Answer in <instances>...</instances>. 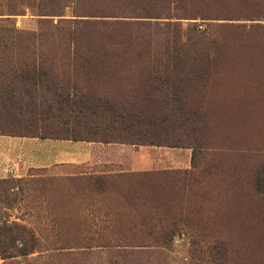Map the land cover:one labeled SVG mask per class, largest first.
I'll use <instances>...</instances> for the list:
<instances>
[{
  "label": "rangeland",
  "instance_id": "rangeland-1",
  "mask_svg": "<svg viewBox=\"0 0 264 264\" xmlns=\"http://www.w3.org/2000/svg\"><path fill=\"white\" fill-rule=\"evenodd\" d=\"M256 1L0 0V136L122 144L103 150L104 165L19 176L6 164L0 264H264V192L252 187L264 170V18L243 17ZM179 46L208 52L197 61L207 75L180 90L183 104L168 103L201 115L187 136L200 147L141 144L154 137L149 90L173 81L153 65ZM40 62L63 118L12 86H27ZM16 226L39 243L31 249Z\"/></svg>",
  "mask_w": 264,
  "mask_h": 264
},
{
  "label": "trees",
  "instance_id": "trees-1",
  "mask_svg": "<svg viewBox=\"0 0 264 264\" xmlns=\"http://www.w3.org/2000/svg\"><path fill=\"white\" fill-rule=\"evenodd\" d=\"M245 2L248 1L251 3L253 0H244ZM253 14H246L243 17L247 19H252L249 17H256V19H263L264 18V0H257L256 1V12H252ZM207 53H205L204 57L198 55H190L187 50H184L183 46H179L177 48V52L173 57V60L166 64H159L153 65L155 69L158 71V78L160 79L161 76L163 79L167 80V75L172 78L171 86L168 84V87L165 86L164 93H161L159 88H156L155 91L149 90V94L152 95L153 99V120L152 124V131L154 137H150L148 140L149 143L141 142V144H152V145H166V146H184V147H192L199 148L200 146L196 143L190 142L189 134L191 133V126L192 123L195 121L192 120L191 117H199L201 115L197 114L195 111L186 110V109H175L171 106H168V103H176L184 101L180 97V90L185 89L186 85L193 80L199 79V77H205L208 71V65L204 64V62H197V61H207ZM191 59V63L189 65L186 64L187 59ZM202 58V60H201ZM41 63V62H40ZM162 65V66H161ZM161 67V68H160ZM165 69V70H164ZM165 72H164V71ZM167 71V72H166ZM165 74V76H163ZM26 77L29 80L27 86H19L15 80L12 81V86L14 89H18L19 95L26 100L27 102H34L39 110L43 113L50 115L53 119L63 118L62 113L63 109L59 105V100L57 99V87L56 83L51 79L49 73L45 70L44 64H36L31 65L27 68ZM161 82V81H160ZM56 84V85H55ZM162 85V84H160ZM170 90V91H169ZM172 90V91H171ZM81 94V93H80ZM164 94V96L162 95ZM83 95V94H81ZM87 96V100H88ZM92 101V99H90ZM180 104H183L184 102ZM95 105V104H93ZM90 108V107H87ZM199 115V116H197ZM100 118H103L100 116ZM198 120L193 124V127L199 124ZM114 120V119H113ZM203 121V120H202ZM192 127V128H193ZM171 131H167V129ZM174 132L170 135V140H166V142H161V139L169 137V134ZM178 134V135H177ZM140 137L142 139L143 134L142 131L140 133ZM189 137H193L192 134ZM193 141H197L196 135L194 134ZM144 140V139H142ZM165 143V144H164ZM252 187L256 191L264 192V170H258L256 175L254 176ZM6 230H13L12 227L4 226ZM16 230L20 231L24 240L29 241L31 249H33L38 243L39 240L33 235V233L27 229L26 227H15ZM2 241L0 240V248L1 251L4 252L2 248ZM214 248H217L216 246ZM29 253L27 249L24 254ZM3 257H8L3 253ZM210 257L214 261L226 260L227 258L223 253H211Z\"/></svg>",
  "mask_w": 264,
  "mask_h": 264
},
{
  "label": "crops",
  "instance_id": "crops-1",
  "mask_svg": "<svg viewBox=\"0 0 264 264\" xmlns=\"http://www.w3.org/2000/svg\"><path fill=\"white\" fill-rule=\"evenodd\" d=\"M7 144L9 146L3 151ZM116 144L122 145L121 143H102L93 140H50L39 137H11L6 139L5 136H0V173L6 164L10 165L8 170L19 176L25 175L29 168H46L61 164L94 165L93 163L100 162L104 165L111 163V160L101 156L105 154L103 150L111 145L112 149H116ZM106 170L94 172L102 175V179L104 174L111 175L116 172L114 169Z\"/></svg>",
  "mask_w": 264,
  "mask_h": 264
},
{
  "label": "bare ground",
  "instance_id": "bare-ground-1",
  "mask_svg": "<svg viewBox=\"0 0 264 264\" xmlns=\"http://www.w3.org/2000/svg\"><path fill=\"white\" fill-rule=\"evenodd\" d=\"M246 96H247V95H246ZM251 96H252V95H251ZM247 97H248V96H247ZM249 97H250V96H249ZM251 98H252V97H251ZM245 101H246V100H245ZM248 101H249V100H248ZM243 102H244V101H243ZM241 104H242V102H241ZM249 104H250V101H249ZM249 104H248V105H249ZM246 105H247V104H246ZM239 106H240V105H239ZM242 107H243V106H242ZM244 107H245V106H244ZM246 108H248V106H246ZM250 108H251V106H250ZM250 108H249V110H250ZM263 232H264V231H263ZM263 232H262V233H263ZM262 237H263V236H262ZM262 240H263V239H262ZM263 241H264V240H263ZM261 242H262V241H261Z\"/></svg>",
  "mask_w": 264,
  "mask_h": 264
}]
</instances>
